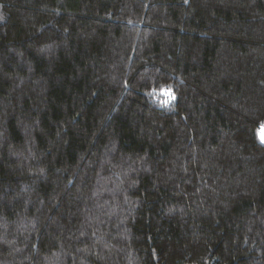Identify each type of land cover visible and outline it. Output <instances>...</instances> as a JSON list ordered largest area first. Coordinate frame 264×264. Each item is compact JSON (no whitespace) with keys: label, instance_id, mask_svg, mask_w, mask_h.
I'll list each match as a JSON object with an SVG mask.
<instances>
[{"label":"trees","instance_id":"1","mask_svg":"<svg viewBox=\"0 0 264 264\" xmlns=\"http://www.w3.org/2000/svg\"><path fill=\"white\" fill-rule=\"evenodd\" d=\"M0 264H264V0H0Z\"/></svg>","mask_w":264,"mask_h":264}]
</instances>
